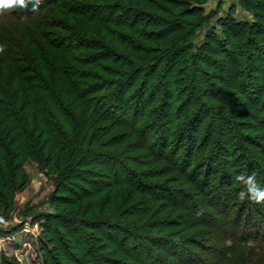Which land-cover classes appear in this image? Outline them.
Instances as JSON below:
<instances>
[{
	"label": "trees",
	"instance_id": "trees-1",
	"mask_svg": "<svg viewBox=\"0 0 264 264\" xmlns=\"http://www.w3.org/2000/svg\"><path fill=\"white\" fill-rule=\"evenodd\" d=\"M72 1L34 0L0 13L6 23L20 24L15 33L23 41L15 45L11 37L17 48L8 44L3 25L0 210L10 213L15 194L30 182L25 166L35 162L61 193L50 197L61 203L53 212L21 210L44 220L42 264H264V203L239 200L243 185L234 179V173H255L264 184V127H258L264 121V0H239L255 20L238 21L232 6L222 35L210 30L196 50L197 31L214 15L205 14L206 0H110L102 6L111 9L107 15L93 3ZM123 8L133 18L125 25L116 14ZM96 20L131 30L107 27L106 34ZM29 33L42 36L53 60L33 47L39 39ZM82 49L98 51L79 56ZM208 66H222L225 74ZM191 67L196 73L187 74ZM200 107L220 116L223 137L213 124L203 127ZM254 118L258 125L250 124ZM231 124L243 131L230 133ZM235 135L257 145L254 158ZM228 142L236 147L233 161L216 156ZM120 187L129 188L116 198ZM134 203L145 217L132 213ZM93 230L103 231L104 240ZM71 234L81 246L97 240L104 252H73Z\"/></svg>",
	"mask_w": 264,
	"mask_h": 264
},
{
	"label": "rangeland",
	"instance_id": "rangeland-1",
	"mask_svg": "<svg viewBox=\"0 0 264 264\" xmlns=\"http://www.w3.org/2000/svg\"><path fill=\"white\" fill-rule=\"evenodd\" d=\"M79 1L80 0H73L72 3L73 4L79 3ZM86 1L89 4L93 3L92 5H93V8H95L94 10L100 11L103 15H107L109 12H111V9H105L102 7V6H104L103 5L104 3H106L110 0H106V1H104V0H81V2H83V4ZM124 4L127 6H130V3L124 2ZM132 4L133 3H131V5ZM232 6H235V10H234L233 14H234V17L238 21L253 22L255 20L254 14L251 11H247L246 9H244L240 5L239 0H206L202 6L205 9V14H209L212 12L214 15L211 17L210 21H208L207 23L202 25V27L199 28V30L197 31L198 33H197V37L195 38L194 50H196L201 44H203V42L205 41V38H206V34L210 30L215 29L217 31V33L222 35V23H224V20L227 18L228 11L231 10ZM72 14H73L74 18L77 15V14L74 15V13H72ZM116 14H117V16H120V19L122 20V24H124V25L126 24V21L130 22L133 20V18H131L132 17L131 13H129V11L125 10L124 8L117 11ZM71 15H69V18ZM6 22H7V20L0 19V30L1 31H4L3 25H7V27H9V34L5 35V36L3 35L2 39L5 38V41L15 48H17V47L14 46V44L17 45L18 43H20L23 45V41L20 42L18 35L16 36V33H15V29L17 27L19 28L20 24L15 23L16 25H14L13 23H10V22L6 23ZM92 24H94L98 30L101 29L102 31H105V32L107 31V27L116 28V29H119L122 31L131 30V29H128L124 26H118V23L111 24L109 22H105V21L103 22V21H99V20L93 21ZM141 25L142 26H140L139 28H141V29L145 28L146 30H148L149 27H145V25H143V23ZM21 27H22V30L25 28L24 25H21ZM1 31H0V33H2ZM56 31H58V30H56ZM59 32H61V31H59ZM29 34H30V38H31L30 40L35 39V38H36V40L39 39L37 42L34 40L35 43H34L33 47L34 46H35V48L39 47L40 50L47 51V57L50 60H53V57L51 56L49 49H47L48 45L46 44V42L42 38V36L40 34H38L39 37L35 34H32V33H29ZM106 34H107V32H106ZM11 37L15 38V40L13 41L14 44L10 40ZM134 37L136 39H138L137 35ZM103 39H104V36H101L102 41H103ZM42 40L44 43L42 42ZM148 41L149 40H147V41L142 40L141 42L144 44H148L149 43ZM24 46L26 47V49L28 51L27 53L31 54L29 47L26 45H24ZM26 49H23V50L25 51ZM96 51H98V50L84 49L83 52H81V54L80 53H78V54H79V56H83V55L86 56V55L94 54ZM66 55H67V53H66ZM17 56L22 57L21 54H19ZM67 56H69V55H67ZM76 56H73L74 57L73 59H76L75 58ZM73 59L70 58V60H69L71 65L76 66V67H80L78 62L74 61ZM222 60L223 59H220L222 64H224V66H225L226 61H222ZM97 61L100 64H103V62H104V61H102V58H99V57H98ZM38 68H40V67H38ZM101 69H102V67H101ZM101 69L95 67L94 70L97 73H103V71ZM206 69L208 72H216L217 71V73L220 75L225 74V68H223L222 66L220 68L217 67L216 70L213 68V66H208ZM193 71H194V73H196L195 70L193 69V67H191L187 71V74H190ZM216 84H217V82H216ZM222 84L221 85L218 84L216 86V89H215L216 92H220L219 89L223 88ZM201 86H202V84L200 82H198L197 80L193 81V88H194L196 94H198V93L200 95L202 94ZM2 99H3V97H2ZM245 105L247 106V108H249V110L251 109V111L253 110L255 112L256 109L252 108V103L246 102ZM208 109L209 108H207V107H203V108L200 107L199 108V112L201 114L200 116L202 118H204V120H205L203 127L208 126V124H210V125L213 124V128H215L217 130V132H215V134H217V137H219V136L223 137L224 136L223 133L226 129H224V127H222V128H220L221 129V131H220V129L218 128V126H221V124H222V120L220 119V116L215 112H212V111L208 112ZM262 111H264V109ZM249 122L251 125L255 124V123L257 125L259 124V120L257 118L256 119L254 118L253 120H251ZM262 125L264 127V121L262 122V124L258 125V127L262 128ZM226 127H228V126L226 125ZM235 129H237V130H235ZM238 130L243 131L242 127H239V125L235 126V125L231 124L230 133H231V131L237 132ZM201 133L202 132H200V131L196 132V137H197L198 143H199L200 138H201ZM260 133L264 134L263 132H260ZM235 136H236L237 140L240 141L242 146H245V149L248 150L249 153L251 154V156L254 158L256 155H255L253 150H255L254 146H257V145H253V146L249 145L245 140H240V138H239L240 136H238V135H235ZM260 140H261L260 143H262L263 147H264V139H260ZM215 142H216V140L214 138H212V142L210 143L211 146H214ZM226 148H227L226 152H221V153L218 152V153H216V156H219L222 160H225V159H229L232 161L235 160L237 158L236 147L231 142H228V145ZM118 167H119V164H118ZM238 168H239L238 165L235 163L233 169L238 170ZM25 170L28 172V174L30 176V182L27 185L26 189L23 192H17L15 194L16 203L14 204V206H12L9 209L10 213H6V209L0 210V264H42L43 259L46 260L45 251L43 249H41V245H40V238H41L42 234L46 235L45 233H43L44 232L43 230L45 229L44 220L41 219L40 217H39L40 219L35 218L36 214H33V215L31 213H29L27 215L22 214L21 210L24 209V206L29 205V206H34V208L36 210L35 212L48 213V212H53L55 210V208H57V207L60 208V206H61V205H59L61 203H59L56 198H53V199H56V201H53V202L50 201V197L61 195V193H59V191L55 190L56 185H55L54 179L47 176L46 172L44 170H41L40 168H38V166L35 162L28 163L25 166ZM101 170H103V168H101ZM120 175L123 176L122 173ZM91 178L95 179L97 177L91 176ZM99 179H101V178H99ZM171 183L175 184L173 181ZM129 187H120L118 189H114V190H116V194L114 197H116V198L121 197V194L119 193V191L123 190V189L126 190V188H129ZM124 196L126 197V195H124ZM124 196H122V197H124ZM115 202H116V200H115ZM99 203L101 205L103 203V201L100 200ZM114 204H116V203H114ZM157 204L159 205V204H161V202L158 201ZM134 205H136V204L134 203ZM62 207H63V205H62ZM140 207H143V206L141 204H137L132 209V213L137 214L136 216H138V217H142V216L145 217L146 215L143 214L144 209H142ZM163 210H165V209L163 208ZM170 210L171 209H169V211ZM177 210H178V212L180 211L179 209H177ZM146 212H148V211L146 210ZM166 212H167V210L164 212L163 215L168 216ZM169 216H170V214H169ZM56 223L59 224L60 222H57V220H56L55 224ZM88 230L92 231V229H89V228H88ZM93 232H91V233H93L97 238H103V240H104V238L106 237V235L103 233V231L101 232L99 230H93ZM93 234H92V236L95 237ZM73 235H74V233H73ZM73 235L71 237H69V239H68L69 240L68 244H69L70 248L73 250V252H76V248L78 251V250H82L84 247L85 248L90 247L92 249H97V250H99V254H102V252H104L100 247H99L100 249L97 248L98 247V243L96 242L97 240L94 241V243L96 245H92L93 243H91L88 246H87V244H83L81 246V245L77 244V242H75V236H73ZM79 247H81V248L79 249ZM54 252L56 253V255H58L59 258H61V261H63L64 263H71L70 260L65 259L66 255L64 254V252H62V251L60 252L59 250L58 251L55 250ZM77 255H78V257H80V254H77ZM102 262L104 264H108L107 262H104V261H102Z\"/></svg>",
	"mask_w": 264,
	"mask_h": 264
},
{
	"label": "clouds",
	"instance_id": "clouds-1",
	"mask_svg": "<svg viewBox=\"0 0 264 264\" xmlns=\"http://www.w3.org/2000/svg\"><path fill=\"white\" fill-rule=\"evenodd\" d=\"M27 3H33L34 0H0V13L10 9H23ZM38 3V0H35ZM234 179L239 181L243 187L238 192V199L241 201L251 200L256 203H264V184L258 181L255 173L249 175L244 172L234 173Z\"/></svg>",
	"mask_w": 264,
	"mask_h": 264
}]
</instances>
